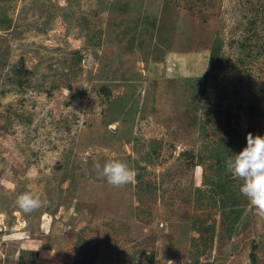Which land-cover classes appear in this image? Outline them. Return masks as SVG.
<instances>
[{
  "label": "rangeland",
  "instance_id": "374dc122",
  "mask_svg": "<svg viewBox=\"0 0 264 264\" xmlns=\"http://www.w3.org/2000/svg\"><path fill=\"white\" fill-rule=\"evenodd\" d=\"M248 132L264 0H0V264H264Z\"/></svg>",
  "mask_w": 264,
  "mask_h": 264
},
{
  "label": "clouds",
  "instance_id": "9594fccd",
  "mask_svg": "<svg viewBox=\"0 0 264 264\" xmlns=\"http://www.w3.org/2000/svg\"><path fill=\"white\" fill-rule=\"evenodd\" d=\"M232 153L225 160L226 171L240 181V194L264 214V133H246L245 145L238 152ZM96 168L113 186L130 183L134 175L126 163L117 159L107 161L102 169L100 164ZM16 205L22 212L31 213L42 206V201L38 196L26 192L17 197Z\"/></svg>",
  "mask_w": 264,
  "mask_h": 264
},
{
  "label": "trees",
  "instance_id": "16d2710c",
  "mask_svg": "<svg viewBox=\"0 0 264 264\" xmlns=\"http://www.w3.org/2000/svg\"><path fill=\"white\" fill-rule=\"evenodd\" d=\"M252 259H254V258H252Z\"/></svg>",
  "mask_w": 264,
  "mask_h": 264
}]
</instances>
